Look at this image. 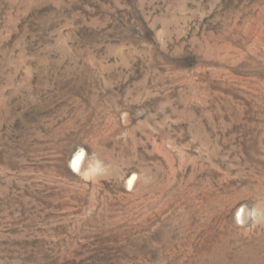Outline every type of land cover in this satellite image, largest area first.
Listing matches in <instances>:
<instances>
[{
	"label": "rangeland",
	"instance_id": "374dc122",
	"mask_svg": "<svg viewBox=\"0 0 264 264\" xmlns=\"http://www.w3.org/2000/svg\"><path fill=\"white\" fill-rule=\"evenodd\" d=\"M0 264H264V0H0Z\"/></svg>",
	"mask_w": 264,
	"mask_h": 264
},
{
	"label": "bare ground",
	"instance_id": "6f19581e",
	"mask_svg": "<svg viewBox=\"0 0 264 264\" xmlns=\"http://www.w3.org/2000/svg\"><path fill=\"white\" fill-rule=\"evenodd\" d=\"M83 165H84V158H83V153L81 152V153H79V154H77L74 158H73V160H72V162H71V168L73 169V168H76V169H78L79 171H81L82 170V167H83ZM135 175L132 177V179L130 180V186H132L133 184H134V182H135Z\"/></svg>",
	"mask_w": 264,
	"mask_h": 264
}]
</instances>
